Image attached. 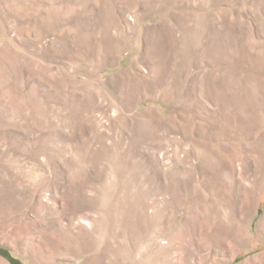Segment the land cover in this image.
<instances>
[{"label": "rangeland", "instance_id": "1", "mask_svg": "<svg viewBox=\"0 0 264 264\" xmlns=\"http://www.w3.org/2000/svg\"><path fill=\"white\" fill-rule=\"evenodd\" d=\"M0 264H264V0H0Z\"/></svg>", "mask_w": 264, "mask_h": 264}]
</instances>
